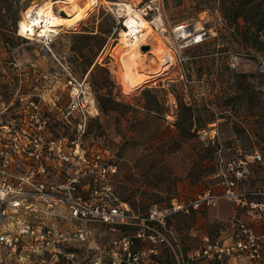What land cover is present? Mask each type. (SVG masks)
<instances>
[{
	"label": "rangeland",
	"instance_id": "1",
	"mask_svg": "<svg viewBox=\"0 0 264 264\" xmlns=\"http://www.w3.org/2000/svg\"><path fill=\"white\" fill-rule=\"evenodd\" d=\"M146 1L0 0V95L40 100L38 111L47 119L49 134L73 139L82 133V145L90 157L100 152L105 160L117 163L115 195L145 215L154 206L167 208L216 184L219 139L227 153L264 152V73L257 71L253 55H264V5L248 10L245 22L242 17L235 21L225 16L221 1L231 9L246 0H162L160 9L155 7L146 17L153 20L161 13L164 25L151 24L165 54L161 58L155 54L157 41L152 35L141 43L142 70L136 73L141 83L135 86L121 59L125 53L120 54L125 52L120 33L127 29L126 9L116 3L142 12ZM48 3L56 15L70 21L64 19L47 44L38 37L20 35V19ZM61 9L69 15L62 16ZM180 22L213 35L205 43L187 45L189 38L175 37L174 27ZM119 43L121 48L114 55ZM144 44L149 47L144 49ZM233 51L243 55L238 68L229 64ZM73 87H81L86 94H81L84 104L68 114ZM100 94L105 96L103 102L115 108L103 110ZM88 95L95 99L96 108L86 101ZM19 106L7 113L33 110L27 103ZM179 122L188 127L187 133L180 130ZM248 170L244 188L260 187L264 168L251 164ZM247 218L246 211L220 198L206 209L173 214L166 227L155 226L152 239L138 238L136 227L121 225L116 230L99 227L98 240L103 243L127 233L135 249L146 252L139 264H180L181 254L190 260L187 264H245L228 257L218 262L189 256L207 241L223 242L235 236L238 219ZM158 232H164L171 244L161 242ZM83 244L93 247L94 243L89 239ZM7 262L14 264L10 258Z\"/></svg>",
	"mask_w": 264,
	"mask_h": 264
},
{
	"label": "built area",
	"instance_id": "2",
	"mask_svg": "<svg viewBox=\"0 0 264 264\" xmlns=\"http://www.w3.org/2000/svg\"><path fill=\"white\" fill-rule=\"evenodd\" d=\"M161 3L146 1L141 7L143 14L148 15L155 7L160 9ZM196 30L189 22L174 27L176 38H189L187 45L213 35L202 28ZM253 55L258 60L257 71L264 73V55ZM242 58L241 53L231 52L230 66L238 68ZM82 93L86 91L73 87L68 114L84 104ZM85 99L96 108L91 95ZM25 103L33 110L12 116L7 113ZM40 103L32 97L24 101L0 95V248L5 251H0V264H8V258L14 264H139L146 252L135 249L127 233L100 243L99 227L116 230L121 225L134 226L136 237L152 239L155 226L166 227L173 214L206 209L220 198L232 202L236 210L248 212L251 218L238 219L239 231L231 243L207 241L190 254V259L221 262L226 257L244 255L251 262L264 263V230H257L264 228V183L253 190L243 186L249 165L264 168L263 151L237 149L227 153L219 139L215 174L220 188L208 186L194 197L180 199L164 209L154 206L149 214H140L114 193L117 163L105 160L100 152L90 157L82 145V133L73 139L49 134L45 129L47 119L38 111ZM84 115L87 117V113ZM157 238L171 244L164 232H158ZM89 239L93 247L83 244ZM178 259L180 264L190 261L182 254Z\"/></svg>",
	"mask_w": 264,
	"mask_h": 264
},
{
	"label": "bare ground",
	"instance_id": "3",
	"mask_svg": "<svg viewBox=\"0 0 264 264\" xmlns=\"http://www.w3.org/2000/svg\"><path fill=\"white\" fill-rule=\"evenodd\" d=\"M89 1L91 3V1H94V0H89ZM116 4L126 9V20L124 22V26L127 27V29H122L120 33L121 35L120 42L122 43L121 46L125 48V52L120 53V54L125 53L124 56L122 55L121 59H122L124 68L128 74V77L130 78L132 84L136 86L137 84L141 83V78L136 77V73H140V71L142 70L141 56L144 53L140 47L141 43H145L147 40V37L149 35H152L155 37L154 39H156L157 41L154 43L158 51L155 54H157L159 58L163 57L165 54L164 49H162L161 39L159 36H157L154 33L153 31L154 27L151 24L155 22L161 25L163 22V17L159 13L155 16L153 20H151V19H148L143 14V12L135 10L131 5L127 3H116ZM72 5L74 6V4ZM39 7L40 5L35 6V8H39ZM53 7L51 4H49L46 7H42L34 11L29 10L28 14L18 22V28H19L18 31L20 35H23L30 39H34V37L35 38L38 37L41 40H45V41L52 39L54 35L59 33L61 26H63V24L65 23V20H67L65 18L64 20L62 17L56 15V13L53 10ZM79 14L81 13L79 12ZM61 15L68 16L69 14L66 11V14H61ZM79 17H80L79 15L75 16L72 19L73 22L77 21V20H74L75 18L79 20ZM69 21L70 20H67V22ZM73 22H70L72 23L71 27H73V24H74ZM121 46L119 43L114 48L113 50L114 55L119 52ZM75 91L76 89L74 90V92Z\"/></svg>",
	"mask_w": 264,
	"mask_h": 264
},
{
	"label": "trees",
	"instance_id": "4",
	"mask_svg": "<svg viewBox=\"0 0 264 264\" xmlns=\"http://www.w3.org/2000/svg\"><path fill=\"white\" fill-rule=\"evenodd\" d=\"M222 4V12L224 13L225 16H228L229 18L233 19V20H238L239 17L244 18V21L247 22L248 19L246 17L247 11L251 10L253 8H260L262 7L264 4L263 2H261L260 0H246L245 2L238 4V5H232L231 9H228L225 7V1H221ZM228 12V13H227ZM21 20V19H20ZM182 23V22H180ZM209 39L197 42V43H193L192 45H196V44H202L207 42ZM93 61L90 62V66L92 65ZM105 99V96L103 94L98 95V100L100 101V105L102 107L103 110H108L109 108H115L114 104L112 105H107L105 102H103V100ZM113 101L115 103H119V101H117L116 99H113ZM178 127L180 128V130H182V132L187 133L188 132V127L183 126V124L181 122L178 123ZM190 127V126H189ZM187 128V130H186ZM259 231V229H258ZM251 264H264L262 262H258V261H252Z\"/></svg>",
	"mask_w": 264,
	"mask_h": 264
},
{
	"label": "crops",
	"instance_id": "5",
	"mask_svg": "<svg viewBox=\"0 0 264 264\" xmlns=\"http://www.w3.org/2000/svg\"><path fill=\"white\" fill-rule=\"evenodd\" d=\"M213 187H215V188H220V185L216 182V184L213 186ZM248 213V212H247ZM251 218V216H249V218H247L246 220H248V219H250ZM259 229V231L258 232H260V233H262L263 232V230H264V228H257V230ZM233 241V237H228V238H226L225 240H223V242H220V243H225V244H229V243H231ZM3 253H5V251H3ZM189 255V254H188ZM9 259V258H8ZM229 259H231L232 261H237V260H243V262H245V264H250V260L246 257V256H244V255H240V256H238V257H236V258H229Z\"/></svg>",
	"mask_w": 264,
	"mask_h": 264
},
{
	"label": "water",
	"instance_id": "6",
	"mask_svg": "<svg viewBox=\"0 0 264 264\" xmlns=\"http://www.w3.org/2000/svg\"><path fill=\"white\" fill-rule=\"evenodd\" d=\"M60 13L61 14H66V11L64 10V9H61L60 10ZM142 47L145 49V48H148L149 47V44H144V45H142Z\"/></svg>",
	"mask_w": 264,
	"mask_h": 264
}]
</instances>
